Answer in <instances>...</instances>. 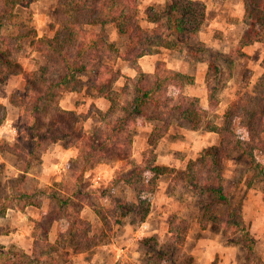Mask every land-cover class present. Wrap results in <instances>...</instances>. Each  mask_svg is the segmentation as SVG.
<instances>
[{
	"label": "trees",
	"instance_id": "obj_1",
	"mask_svg": "<svg viewBox=\"0 0 264 264\" xmlns=\"http://www.w3.org/2000/svg\"><path fill=\"white\" fill-rule=\"evenodd\" d=\"M243 1L247 30L239 48L258 42L264 28L261 26L262 19L248 12L255 0ZM32 2L0 0V85L18 75L25 82L23 96L18 100L12 99V104L18 108L22 119L16 129V138L23 139L25 134L32 138L30 150L23 153L26 166L29 167L36 153H44L49 144L61 142L64 148H78L77 159L72 163L80 166L74 178L79 198L74 193L64 194V189L58 187L61 184L32 186L28 189L25 187L28 181L25 175L27 170H23L14 189L0 199V218L12 207L21 210L27 206L40 207L45 198L49 199L50 210L53 212L48 215L47 225L42 229V222L36 223V242L31 255L17 247L4 249L0 246V264H41L45 262L43 258L57 263L52 256L60 248L76 255L87 253L101 244L105 233L92 234L90 222L80 217L82 203L88 202L89 195L79 190V183L86 170L100 163L112 166L121 161L125 165L99 194L110 197L114 204L113 216L109 217L101 207L87 203L109 233L130 212L139 215L141 220L145 219L150 209V197L157 187V179L170 174L173 180L180 182L193 195L205 197L201 227L210 221L221 224L224 229L240 232L249 251L248 264H260L254 252L253 240L245 232L240 220V208L231 203V192L225 190L221 173L229 160L245 159L264 187V166L255 157L256 153L264 154V60L263 73L258 81L249 90L251 73L246 71L237 104L225 109L219 116L215 108L219 104L217 94L220 89L213 85L214 80H210L211 72L218 75L219 67L214 60L204 57L216 54L226 63L227 55L209 50L197 40L205 18V5L202 2L166 0L162 12L154 13L150 9L147 21L154 24V27L149 29L142 28L139 23V0H57L51 25L53 35L31 41L32 51L43 61H37V68L33 71L25 72L15 60L20 51L19 41L34 38L35 32L26 20L18 17L16 10L27 8ZM260 5L263 6L259 2L258 9ZM107 25H113L120 35L127 38L124 52L106 45L109 51L116 58L136 61V76L127 77L120 90L114 89L120 73L100 64V48L106 44L101 33L88 30L90 27L102 30ZM160 50L187 53L193 60L208 62V108L202 107L197 98L184 93L185 88L194 83L191 75L170 70L164 64L157 65L151 75L141 71L138 59ZM81 76L86 78L82 79ZM83 89L109 104L106 111H98L102 130L87 133L82 128L76 129V124L88 116L82 117L58 105L57 99L62 92L79 93ZM4 111V107L0 106V123ZM214 119L221 120L220 124H214ZM181 121L187 124L190 131L204 129L217 134L219 141L202 149L197 158L188 161L183 169L176 170L158 164L155 149L157 143L167 135L170 126ZM236 122L238 134L234 131ZM146 123L152 125L146 139L147 149L142 163L136 164L131 159L133 136L136 129L144 127ZM40 126L41 130L38 129ZM15 144V150L21 152L23 145ZM127 166L129 169L126 170ZM120 184L134 194L135 205L130 206L111 194L112 189ZM220 206L225 208L224 216L213 212ZM58 220H62L65 227L55 243L51 244L47 241L48 228ZM188 226V222L179 216L171 219L168 232L172 246L184 243ZM6 232V229L0 227V235ZM165 256L164 250H157L154 261L148 260L144 264H154L155 260L158 262Z\"/></svg>",
	"mask_w": 264,
	"mask_h": 264
},
{
	"label": "rangeland",
	"instance_id": "obj_2",
	"mask_svg": "<svg viewBox=\"0 0 264 264\" xmlns=\"http://www.w3.org/2000/svg\"><path fill=\"white\" fill-rule=\"evenodd\" d=\"M56 2L57 0H33L29 7L18 8L16 10L18 17L22 20H26L27 24H29L35 32L34 38L30 37L21 39L19 41L20 51L15 60L25 72L33 71L37 68V61H43L32 51L31 41L32 39L41 38L43 36L51 37L53 35L51 25L53 23V10ZM259 2H261L263 6L260 5V8L258 9L257 5ZM165 7L166 0H139L138 19L142 28L152 29L154 27V24L147 21V16L150 9H152L154 13H159L162 12ZM248 12L252 13L255 18H259V20L261 18V26H264V0H255V4H252L251 7H249ZM88 30L90 32L101 33L103 41L106 44L100 48V64L104 65V67H112L115 71L120 73V76L114 84V89L120 90L125 84L126 78L129 76L120 71L118 68L119 61L124 62L125 66L134 72V63H136V61L122 60L120 58L114 57V54L109 51L108 46L106 45H112L118 50V52H124L127 47L126 36L120 35L113 25H107L102 30L91 27L88 28ZM246 30L247 27L245 32ZM258 44L261 49L264 50V28L262 37L258 41ZM239 47L240 42L232 47L231 51L228 52L227 56L225 57L227 59L226 63L224 62V59L220 58L216 54L207 55L204 57L210 61L214 60L216 65L219 67L218 75L212 72L210 74L211 82L214 80L212 82L213 85H217V87L220 89L217 94L219 104L215 108L217 111L220 107L227 109L232 108L237 104L239 94L242 91V80L244 76L247 75L246 71H250L251 73V77L248 81V89L250 90L254 85V72L250 70L249 67L252 68L254 64L256 65L258 61V54L256 53L260 48L254 51L252 50L247 54L241 52L240 49H238ZM183 54L190 62L193 61V59L187 53ZM228 62L229 64H227ZM15 77L8 78V80L10 79L9 81L7 80L9 82L8 90L6 88V83L4 85H0V97L8 98L11 104L12 99H21L25 86V82L23 86V82L20 83V78ZM81 78L85 79L86 76H81ZM67 94L68 93L62 92L59 95L57 101L60 108H62V106H60V102ZM71 95L73 104L79 108V114L77 111L73 112L78 115H82V117L85 115L91 116L88 122L84 121L83 117L82 121H79V123L76 124V129H85L83 127H87L88 132H93L96 129L100 130L102 126L98 111H106L100 110L102 108V103L100 104L97 102V104H95L93 99L96 97L88 94L85 89L79 93H71ZM64 103L62 105H64ZM1 114L2 113H0V115ZM210 114H212L211 110ZM20 121L22 122L20 117L15 120L13 124L15 129H18V123ZM220 121L221 120L214 119V124L219 125ZM145 125L149 126L150 124L146 123ZM176 125L187 128V124L182 121L178 122ZM149 127H152V125ZM38 129L41 130L42 127L40 126ZM150 130L151 129H149V132ZM237 130L236 122L234 124V131L236 134H238ZM186 131H189V129H168V133L165 136L166 138L164 141L165 148L169 144H175L177 146L174 148L176 152L175 155L181 158L183 163L177 167L171 165L162 166L179 170L183 169L188 161L195 160L197 158L201 150L197 153H194V151H190L191 145H189V150H184L186 149L187 140L185 139V135L183 133ZM149 132H143L141 127L136 129L135 135L133 136L132 148L134 146V141H137V156L133 157L131 155L133 163H142V159L145 154L144 152H146L147 149L146 139ZM198 132L204 134L207 131L202 129ZM215 135L216 141L213 145L217 144L219 141V136L217 134ZM24 136L25 137H23V139L20 137L16 138V140H14L12 143L5 141L0 142V154L12 166L6 167L5 162L0 163L1 200L5 197L7 192L11 191V189H14V185L23 175L20 173L16 174V170L22 172L23 170H28L30 167L26 166L23 153L30 150L32 138L27 134ZM13 143H16V146L23 145V150L21 152L16 151L15 147H13ZM59 143L62 145L61 142ZM51 145L52 144L47 145V149H49ZM255 155L257 161L264 166V154L256 153ZM40 162V153H36V155L31 159V164L33 163V165H37L40 164ZM124 165L125 163L122 161L116 162L112 165V167H115L113 172L114 177ZM79 167V165L71 162L69 164L68 170L70 171L72 178L64 180V183L62 182L61 186H58L59 188L64 189V194H77L76 198L79 197L78 193L75 191L76 187L73 186V178H75V175L77 176ZM127 169H129L128 166L126 167V170ZM103 171L109 170L107 167H103ZM221 174L224 180L225 190L231 192V203L240 208V220L244 226L245 232L253 240L254 252L258 257L260 264H264L263 184L257 177H255L252 169L249 167L245 159L229 160L225 164V168ZM156 184L157 187L154 191V194L150 197L149 213L145 219L141 220L139 215L134 212H130L119 225H114L110 230L111 233H109V230L104 228L102 220L97 218L98 222H95L90 226L92 229V234L99 235L102 231L105 233L103 234L104 236L102 237L101 244L89 252L84 253L83 255H73L71 254V251L65 248H60L55 253H53L52 256L57 263H51L46 260V258H43L45 262H42L41 264H144L148 260L150 262L154 261L155 251L157 250H164L166 252V256L162 260H158V262L155 260L154 264L249 263V251L245 242L242 241V234L240 232L234 231L232 229H224L221 224L210 221L205 227H201L200 219L204 215L203 204L205 197L193 195L191 192L186 190L180 182L173 180V176L170 174H165L164 176L159 177ZM32 186H34L33 181L28 180L25 187L30 189ZM107 186L108 185L105 186V184H101V186L96 188L98 193L95 191L91 192L90 190H86L85 194L87 193L89 195L87 203H93L96 206L101 207L110 217L113 216L114 213V204L111 202L110 197L102 196L101 200L98 201L94 195H99L101 190L105 189ZM124 186L125 185L123 184L117 185L113 188L111 194L121 200H124L130 206L135 205L136 201L134 194L130 191V189ZM44 200H46L49 210L48 213L40 220V222H42L41 229L47 225V217L53 212V210H50L49 199L45 198ZM11 209L14 208L12 207ZM213 212L220 216H224L225 208L220 206ZM174 216H179L185 219L189 225L184 243L180 246H172V240L168 232V224ZM41 229L39 228L40 233ZM146 240L148 241L145 242ZM66 253H68L67 256H65Z\"/></svg>",
	"mask_w": 264,
	"mask_h": 264
},
{
	"label": "crops",
	"instance_id": "obj_3",
	"mask_svg": "<svg viewBox=\"0 0 264 264\" xmlns=\"http://www.w3.org/2000/svg\"><path fill=\"white\" fill-rule=\"evenodd\" d=\"M193 1H200L205 5V18L197 34L198 42L202 43L209 50L227 55L228 52L231 51L232 47L242 40L245 33L246 24L244 1ZM258 48L260 49L256 53L258 54V61L256 65L254 64L252 68L248 66L249 69L254 72V84L258 81L263 73L262 61L264 59V50L261 49L258 42H254L249 46L246 45L242 46V48H238L241 52L247 54L252 50H257ZM137 63L141 71L146 75L153 74L156 66L159 64H164L165 67L170 70L191 75L194 78V83L187 86L184 90V93L190 97L197 98L199 104L202 107L208 108L206 75L209 65L207 61L193 60L192 62H190L183 53L169 50H160L153 55L143 56L139 58ZM124 67H127L125 66V63L119 61L118 68L122 73L127 74V76L129 77L135 76V72L133 70L128 69V67ZM15 78H20V83L23 82L22 84L24 86V79L21 75H18ZM8 81L6 82L7 90L9 88ZM71 96V93H68L66 96H64V98L60 102V106H62L64 110L75 112L77 111V113L79 114V108L76 107L75 104H73ZM93 101L95 102V104H97V102L100 104L102 103V108L100 110H106L109 106L107 101L99 97L94 98ZM63 103L64 105H62ZM0 105L4 107L5 110L4 118L0 123V142L5 141L12 143L16 139L17 132L13 124L19 117V110L18 108L13 106L6 97H0ZM224 110V107H220L218 111H216V114L221 116ZM90 117L91 116H88L86 119H84V121L88 122ZM145 126L141 127V130L143 132H149V129H151V127H149L150 125ZM83 128H85L83 129L84 131L90 133L88 132L87 127ZM169 129L187 128L173 124ZM183 134L185 135V139L187 140L186 149L184 150H189V145H191L190 151L192 150L194 151V153H197L200 150L213 145L216 141V135L212 132H206L202 134L198 131L189 130L184 132ZM165 138L166 137L162 138V140H160V142L156 146V162L164 166H180L183 163V160L181 161V158L175 155L176 152L174 148H176L177 146L175 144H169L165 148ZM136 146L137 141H134V146L132 148L133 157L137 156ZM169 148L171 151L169 150ZM77 156V147L64 148L59 142L54 143L49 147V149H47L40 155V164L33 165V163H30V167L25 173L26 180L33 181L34 187L53 186L56 184H61L62 182L64 183V180L72 178L68 167L71 162H74L77 159ZM1 162H5L6 167L11 166L10 163H8L7 160L0 154V163ZM103 167H107L109 171H103ZM114 169L115 167H112L111 165L100 163L94 168H91L88 171L86 170L81 176L79 190L83 193H85L86 190H90L91 192L95 191L96 193H98L96 189L97 187L101 186V184H105L106 186L111 183L114 178ZM18 173L23 174V172L16 170V174ZM73 186H76L74 181ZM94 195L98 201L101 200L102 196H99L98 194ZM48 210L49 209L47 207L46 200L43 201L40 207L27 206L23 210L17 208L8 209L4 218H0V227L7 230L6 233L0 235V246H2L4 249L17 247L21 249L25 254L31 255L34 243L36 242V223L40 222L41 218H43L48 213ZM79 213L80 217L83 220L90 222L91 225L95 222H98L96 213L94 212L93 208L87 203H82V208ZM64 227L65 225L63 224L62 220L52 222L48 228L47 241L51 244H54L60 231L63 230Z\"/></svg>",
	"mask_w": 264,
	"mask_h": 264
}]
</instances>
